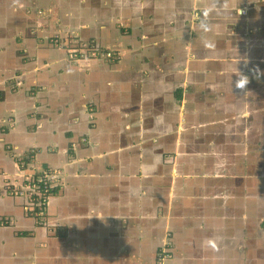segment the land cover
Wrapping results in <instances>:
<instances>
[{
  "label": "crops",
  "instance_id": "0c3cea01",
  "mask_svg": "<svg viewBox=\"0 0 264 264\" xmlns=\"http://www.w3.org/2000/svg\"><path fill=\"white\" fill-rule=\"evenodd\" d=\"M85 1L105 20L78 1L0 0V180L63 173L45 214L52 230L29 217L30 197L0 188V264H156L164 238L166 264H251L253 238L242 239L240 215L230 213L243 196L218 193L225 181L176 177L171 153L193 67L192 18L217 5L220 26L232 27L244 19L239 9L262 10L264 0ZM53 9L77 11L78 28L50 21ZM51 24L96 50H64L63 32H43ZM102 49L112 57L92 54ZM203 187L215 192H196Z\"/></svg>",
  "mask_w": 264,
  "mask_h": 264
},
{
  "label": "rangeland",
  "instance_id": "374dc122",
  "mask_svg": "<svg viewBox=\"0 0 264 264\" xmlns=\"http://www.w3.org/2000/svg\"><path fill=\"white\" fill-rule=\"evenodd\" d=\"M17 1L20 3L23 0ZM72 1H78L81 6L83 5V8L87 11L84 12L88 15L91 13L92 20H105L103 16L106 14V11L96 10L93 5L85 0ZM23 6H26L25 2H22L21 7ZM213 7L211 10H208V15L204 20L194 17L192 21L193 23L197 22V24L192 27H185L187 29L192 28L194 31V35L189 36L193 40L191 47V63L193 65L191 72L193 75L191 77L189 75V81H191L187 84L188 91H184L183 93L181 110L178 102H176L178 105L175 135L178 136V139L177 148L173 150L171 155H173L177 163L176 177H179V174L184 177L186 174L189 181H201V178L210 179V182L208 181L210 185L225 181V184H222V188H220L221 190L218 193H228V191L234 190L245 198L244 209L241 207V213L236 208L231 210L230 213H233L235 219L236 215H240L238 225L242 239L245 234H249L247 236L253 238L255 231L254 224H257L256 217L263 215L259 208L261 207L264 210V187L259 188L257 186V184H264V117L261 114L257 117L260 111H264V105L252 108L248 115L246 114V105L250 106L253 94L257 93V95H260L259 93L264 91V74L259 75L258 78L256 76L253 80L251 79L256 69H259L260 73H264V52L252 49V54L249 52L242 54L241 48H248V41L252 39H257L256 45H259L260 41H264V35H262L264 33V27L262 26L264 18L257 21L249 17L248 9H245V13L240 16L244 18L240 22L245 23L246 27L243 28L244 30L239 36L242 39V42L238 46V52L242 56H239L235 49V44L228 46L226 44L227 41L220 39V36H218L223 27L227 31L232 28L227 25L220 26L221 20L217 15L221 11L215 8L217 5ZM53 10L54 12L52 11L51 16L48 12L45 15L50 21L53 17H57L59 21L71 24L67 25L69 29L76 30L78 28V25L74 23L75 18H78L76 15L77 11L67 9L64 12L62 10V15L59 17L58 10ZM74 14L76 15L75 18L73 17ZM240 22L235 21L233 23ZM259 23H262V25L258 26L257 24ZM52 27L54 32L58 34L63 32L64 36L61 41L62 48H65V44L67 43L65 50L71 44L76 45V49L71 51V53L88 46V43L83 44L85 42H74L75 37L72 36L73 34H70L73 31L68 30L64 26L59 27L60 30L57 31L55 24H51V26L47 25V29H43V32L51 31ZM251 29L252 32L247 33ZM204 33L207 34L205 38L201 36ZM51 36L53 37V35ZM231 47L233 49L229 50ZM240 57L247 60L246 66L244 60L239 64L238 61H234L239 60ZM100 58L104 59L103 57ZM238 68L249 76V83L245 91H241L235 86L237 79L235 72ZM206 73H208L207 76L205 75ZM192 77H196V79L192 81ZM200 79L202 82L196 84L198 81H201ZM242 87L243 82L241 83ZM225 113H230L235 118H238V113H240L242 119L240 123H237L236 119L234 125L232 124V119H228V122L222 123L220 119L222 116L225 117ZM245 115L249 117L246 124L242 123ZM254 121L257 122L256 125L253 124ZM180 131H184L182 136L180 135ZM183 177L171 179L170 181H186L183 180ZM227 181H237V184L233 183V186L232 183H228ZM211 188L203 187L200 191L196 192L201 195L214 193L215 191L210 192ZM260 189L262 190L260 191ZM179 193L178 187L171 197L174 196L176 198L175 196L179 195ZM246 194L250 197L248 198ZM202 200H204L202 204L205 206V199ZM236 202L240 203L241 198L239 197ZM174 204L176 206L180 205L178 200L175 199ZM252 205H255V207L252 208ZM216 209L218 211L217 215L220 217L222 214L219 211L218 202ZM52 228L53 226L49 223L48 229L52 230ZM227 237L228 235H226ZM252 246L264 254V238H257ZM249 256L251 264H256L253 251L250 252ZM257 264L261 263L257 262Z\"/></svg>",
  "mask_w": 264,
  "mask_h": 264
},
{
  "label": "flooded vegetation",
  "instance_id": "af4514ba",
  "mask_svg": "<svg viewBox=\"0 0 264 264\" xmlns=\"http://www.w3.org/2000/svg\"><path fill=\"white\" fill-rule=\"evenodd\" d=\"M28 0H23V1H20V4H21V6H22V2H27ZM42 1H44V2H42ZM69 1H71V0H57V1H51V2H48V0H36V4L37 5H43V6H45V5H49V4H51V3H57V4H61V3H64V2H69ZM42 2V3H41ZM76 2V1H75ZM249 10V12H248V16L249 17H251V18H253V19H256L257 21H259L260 19H263L264 18V8H262V10L261 9H258V7L257 6H253V8H251V9H248ZM107 13V12H106ZM247 17V16H246ZM248 24H250V23H248ZM254 24H256V23H254ZM253 24V25H254ZM262 24V23H261ZM260 23L259 24H257L258 26H260L261 25ZM246 27V24L245 23H236V24H233V26L231 27L232 29H229L228 31L227 30H225V28L223 27L222 28V30L220 31V33H219V35L218 36H220V39H225L226 41H227V45L228 46H230V45H234L235 46V49H236V51L238 52V46L240 45V42H242V39H240V34H242V31L244 30L243 28H245ZM250 32H252V29L251 30H249L247 33H250ZM262 35H264V33H262ZM262 37V36H261ZM201 38V37H200ZM248 39H249V36H248ZM250 40V39H249ZM256 40L257 39H252V40H250V41H248V48H241V51H243L242 52V54L243 53H253V51H252V49H254L255 51H257V50H261L262 52H264V41L262 40V41H260L258 44L259 45H256ZM73 45V44H72ZM72 45H71V49H72ZM242 45V44H241ZM243 45H244V43H243ZM66 46H67V43L65 44V48H63L64 50L66 49ZM86 50H88V51H94V50H96V49H94V48H96V46H93L91 43H88V46L87 47H84ZM67 49H68V47H67ZM70 49V48H69ZM233 49V47H231L229 50H232ZM228 50V51H229ZM254 51V52H255ZM238 54H239V56H242V54L241 53H239L238 52ZM236 55V54H235ZM230 60H232V58H230ZM234 61H238V60H234ZM232 68H234V67H232ZM249 68V67H248ZM251 68V67H250ZM252 69V68H251ZM250 69V70H251ZM193 75V73L192 72H190V77ZM206 76L208 75V73H206L205 74ZM256 77V74H253L252 76H251V79L253 80L254 78ZM193 79H196V77L195 78H193L192 77V81H193ZM201 80V79H200ZM191 81V80H190ZM190 81H188V84L190 83ZM202 82V80L201 81H198L196 84H200ZM252 82H255V81H252ZM189 89V88H188ZM187 89V90H188ZM187 90H185V92L187 91ZM260 95H257V93H255V94H253V96H252V99H251V104H250V106H248V105H246V114L248 115L249 114V111H251V109L252 108H255V107H259V106H262V105H264V91H262V92H260L259 93ZM245 111V110H244ZM262 115V117H264V111H260V113L259 114H257V117H259V115ZM247 115H245V117H244V120L242 121V123H245L246 124V122L248 121V119H249V117L247 116ZM228 119H232V124L234 125V123H236V119H237V123H240V121H241V119H242V116H241V114L240 113H238V118H235V117H233V116H231V114L230 113H225V117L224 116H222L221 117V122L222 123H224V122H226ZM228 122V121H227ZM253 124H257V122L256 121H254L253 122ZM183 180H186V179H183ZM257 186L259 187V188H262V187H264V184L263 183H261V184H257ZM262 189H260V191H261ZM246 196L248 197V195L246 194ZM250 197V196H249ZM244 203H245V198H243V197H241V202L240 203H237V210L241 213V207H242V209H244ZM255 207V205H252V208H254ZM260 209V211L262 212V216H257L256 217V219H257V224L255 225L254 224V227H255V231H254V233H253V243H254V241L257 239V238H264V210H262L261 209V207L259 208ZM251 210V209H250ZM245 241V239L243 240V242ZM244 249H246L245 248V245H244V243H243V245H242V248H241V252L242 251H244ZM253 253H254V257H255V261H256V264H257V262H259V263H263L264 264V254H262L258 249H256V248H253ZM245 256V255H244Z\"/></svg>",
  "mask_w": 264,
  "mask_h": 264
},
{
  "label": "built area",
  "instance_id": "2783aa9c",
  "mask_svg": "<svg viewBox=\"0 0 264 264\" xmlns=\"http://www.w3.org/2000/svg\"><path fill=\"white\" fill-rule=\"evenodd\" d=\"M95 56L109 58L112 57L110 51L92 52ZM93 56V55H92ZM119 57V56H118ZM14 165L22 170L26 163L21 158H15ZM4 172V171H3ZM0 171V176L1 173ZM5 173V172H4ZM6 174V173H5ZM60 169H45L40 172H35L31 176H27L24 180L20 177H14L11 180H0V188L9 191L14 196H28L32 201H37V206L29 212V217L35 221L38 226L49 227V222L45 217L47 204L51 191L57 186L56 182L62 176ZM168 240L164 238V243L161 246L157 256L156 264H166L169 257Z\"/></svg>",
  "mask_w": 264,
  "mask_h": 264
},
{
  "label": "clouds",
  "instance_id": "9594fccd",
  "mask_svg": "<svg viewBox=\"0 0 264 264\" xmlns=\"http://www.w3.org/2000/svg\"><path fill=\"white\" fill-rule=\"evenodd\" d=\"M239 15H243L244 14V10L243 9H239L238 11ZM244 60L245 66L247 65V60L243 57H240L238 60V64L241 63V61ZM236 74V81H235V86L237 89L241 90V91H245L247 84L249 83V76L244 73L243 71H241V69L238 68V70L235 72ZM255 74L257 76V78L259 77V75H262L264 73H260L259 69L255 70ZM243 82V87L241 88V83Z\"/></svg>",
  "mask_w": 264,
  "mask_h": 264
},
{
  "label": "trees",
  "instance_id": "16d2710c",
  "mask_svg": "<svg viewBox=\"0 0 264 264\" xmlns=\"http://www.w3.org/2000/svg\"><path fill=\"white\" fill-rule=\"evenodd\" d=\"M102 50H103V51H110V50H104V49H102ZM102 50H99V51H102ZM110 52H111V51H110ZM111 53H112V52H111ZM182 92H183L182 89H179V90H178V92H177V94H178V98H181V97H182ZM32 202H33V204H34V208H36V206H37V204H36L37 201H35V202L32 201Z\"/></svg>",
  "mask_w": 264,
  "mask_h": 264
},
{
  "label": "water",
  "instance_id": "95a60500",
  "mask_svg": "<svg viewBox=\"0 0 264 264\" xmlns=\"http://www.w3.org/2000/svg\"><path fill=\"white\" fill-rule=\"evenodd\" d=\"M85 49V48H84Z\"/></svg>",
  "mask_w": 264,
  "mask_h": 264
}]
</instances>
